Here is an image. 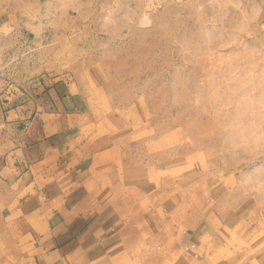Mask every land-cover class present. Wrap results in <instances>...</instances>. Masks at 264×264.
Masks as SVG:
<instances>
[{
  "label": "rangeland",
  "instance_id": "rangeland-1",
  "mask_svg": "<svg viewBox=\"0 0 264 264\" xmlns=\"http://www.w3.org/2000/svg\"><path fill=\"white\" fill-rule=\"evenodd\" d=\"M54 85L132 256L264 264V0H0V100Z\"/></svg>",
  "mask_w": 264,
  "mask_h": 264
},
{
  "label": "crops",
  "instance_id": "crops-1",
  "mask_svg": "<svg viewBox=\"0 0 264 264\" xmlns=\"http://www.w3.org/2000/svg\"><path fill=\"white\" fill-rule=\"evenodd\" d=\"M74 109L57 85L0 100V264H146L131 254L146 216L115 214L100 194L95 162L71 147Z\"/></svg>",
  "mask_w": 264,
  "mask_h": 264
},
{
  "label": "built area",
  "instance_id": "built-area-1",
  "mask_svg": "<svg viewBox=\"0 0 264 264\" xmlns=\"http://www.w3.org/2000/svg\"><path fill=\"white\" fill-rule=\"evenodd\" d=\"M2 131H3V122L0 120V137L2 135Z\"/></svg>",
  "mask_w": 264,
  "mask_h": 264
},
{
  "label": "bare ground",
  "instance_id": "bare-ground-1",
  "mask_svg": "<svg viewBox=\"0 0 264 264\" xmlns=\"http://www.w3.org/2000/svg\"><path fill=\"white\" fill-rule=\"evenodd\" d=\"M110 246V245H109ZM107 249V248H106Z\"/></svg>",
  "mask_w": 264,
  "mask_h": 264
}]
</instances>
